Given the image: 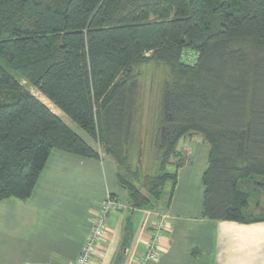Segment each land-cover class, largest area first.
Listing matches in <instances>:
<instances>
[{
    "label": "trees",
    "instance_id": "16d2710c",
    "mask_svg": "<svg viewBox=\"0 0 264 264\" xmlns=\"http://www.w3.org/2000/svg\"><path fill=\"white\" fill-rule=\"evenodd\" d=\"M153 62L166 76L149 129L137 71ZM191 135L210 148L204 217L264 222L252 204L264 192V0H0V201L31 198L58 150L103 152L131 206L147 207L175 185ZM144 147L153 175L142 173Z\"/></svg>",
    "mask_w": 264,
    "mask_h": 264
},
{
    "label": "crops",
    "instance_id": "0c3cea01",
    "mask_svg": "<svg viewBox=\"0 0 264 264\" xmlns=\"http://www.w3.org/2000/svg\"><path fill=\"white\" fill-rule=\"evenodd\" d=\"M195 137L179 144L186 161L176 171L175 185L168 183L160 199L141 209L131 206L110 157L92 160L54 150L31 198L0 201V264H74L108 195L127 208L109 214L90 264H264V222L204 217L210 149L194 154ZM161 216L167 228L158 257L144 262Z\"/></svg>",
    "mask_w": 264,
    "mask_h": 264
},
{
    "label": "rangeland",
    "instance_id": "374dc122",
    "mask_svg": "<svg viewBox=\"0 0 264 264\" xmlns=\"http://www.w3.org/2000/svg\"><path fill=\"white\" fill-rule=\"evenodd\" d=\"M198 60V55L193 50H187L184 54L183 61L185 64L193 65L196 64ZM166 76V70L163 65H159L156 63H150L145 66H142L137 71V78L142 83L141 88V97H142V114L141 119L145 123L144 126L150 129L152 122H154V115L157 110V105L161 99L162 94V82ZM22 85H24L30 92H32L36 97H38L43 103H45L56 115L60 116L70 127H72L76 132H81L83 134L84 139L90 145H94V142L85 135L80 129H78L69 118H67L62 112H60L57 108H55L44 96L40 95L28 82L23 79L20 80ZM77 132V133H78ZM150 132H148L149 134ZM153 134H149V139L152 141ZM97 150L100 152V147L98 145H94ZM209 150V146L203 141L200 135H196L194 139H192L191 147H193V151L198 149L200 153H203L204 149ZM143 154L141 157L144 159L142 173L144 175H153L158 172V168L155 167V155L153 152V147L150 149L143 148ZM196 151H194L195 154ZM103 154V152L101 153ZM104 155V154H103ZM172 162L175 163V160ZM168 171L174 172L175 169L171 165L168 167ZM123 189V188H122ZM124 190V189H123ZM125 194L126 191L124 190ZM254 202V203H253ZM252 202L253 207L258 204L260 207H264V192L262 190L258 191V193L254 197V201ZM255 208V207H254Z\"/></svg>",
    "mask_w": 264,
    "mask_h": 264
},
{
    "label": "built area",
    "instance_id": "2783aa9c",
    "mask_svg": "<svg viewBox=\"0 0 264 264\" xmlns=\"http://www.w3.org/2000/svg\"><path fill=\"white\" fill-rule=\"evenodd\" d=\"M123 203L112 195H108L103 207L99 211L92 231L83 246L80 255L74 264H90L91 258L98 252L100 243L105 234L107 218L109 214L116 209H126ZM167 228V221L164 216H161L155 223L154 234L152 239L147 244L146 253L144 254V262L154 260L159 254V243L162 233Z\"/></svg>",
    "mask_w": 264,
    "mask_h": 264
}]
</instances>
